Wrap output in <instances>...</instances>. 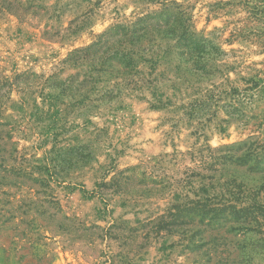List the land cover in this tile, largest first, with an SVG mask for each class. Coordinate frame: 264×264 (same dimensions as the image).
I'll list each match as a JSON object with an SVG mask.
<instances>
[{
	"label": "rangeland",
	"instance_id": "374dc122",
	"mask_svg": "<svg viewBox=\"0 0 264 264\" xmlns=\"http://www.w3.org/2000/svg\"><path fill=\"white\" fill-rule=\"evenodd\" d=\"M0 75V264H264V0H0Z\"/></svg>",
	"mask_w": 264,
	"mask_h": 264
},
{
	"label": "trees",
	"instance_id": "16d2710c",
	"mask_svg": "<svg viewBox=\"0 0 264 264\" xmlns=\"http://www.w3.org/2000/svg\"><path fill=\"white\" fill-rule=\"evenodd\" d=\"M143 21V20H141ZM138 24V23H136ZM120 27V26H118ZM144 29H141V30H138V31H135L131 34L127 33L125 35H123L124 38L126 37H130V42L128 44V47L125 46L124 47V50L126 53H123L122 56L123 57H127L128 54H134V53H138V52H145L146 50H148L146 47H143L139 44L140 40H141V33ZM134 35H137L136 36V39H134L135 37H133ZM170 35V34H169ZM168 34L166 35V37H171L169 36ZM182 40V36L178 37L177 38V42H180ZM100 43L99 42H95L93 45H91V51H96L98 52L100 50ZM89 50V49H87ZM123 50V51H124ZM85 50H81V49H75L69 56V58L67 60H65L64 62L67 63L69 61L72 60V57H75L77 56L78 54H80L81 52H83ZM108 54V53H107ZM106 56H114V55H118V52H112L111 54L107 55ZM135 55V54H134ZM135 56L138 57V55L136 54ZM130 59L128 60V63L126 64V66H130V65H133L134 64V61H133V58L132 57H129ZM124 59V58H123ZM152 63H155L156 61H151ZM14 81H10L9 78H6L2 75H0V105L3 103V100L6 98V96L11 92L10 91V88L14 85ZM119 91L118 90V87L115 86V87H112L110 88L109 90H107V93L106 94H103V98L105 99H111L114 95H115V92ZM8 121H5L4 123H0V127H2V129L8 127ZM13 129V128H12ZM0 154H3L2 152V146L5 145L7 146V149H5L4 151L6 153H8L9 151V147L11 148L12 146V134L8 131H5V132H1L0 130ZM80 149L84 148V147H79ZM87 157H89L88 153L87 154H81L80 155V158L82 160L86 159ZM14 160V159H13ZM114 180L115 178H111V180L109 181H103V182H100L98 185H97V190L92 194V195H96L98 196L99 198H102V199H106V195H108V193L112 192L113 190H108L106 187L108 186H111L113 183H114ZM237 213H246V211H240V212H237ZM255 216H253V214H250L249 216L246 215L243 217V214H241V216H235V215H231L229 217V222H235V223H238V224H242V223H250L252 221V219H254ZM231 219V220H230Z\"/></svg>",
	"mask_w": 264,
	"mask_h": 264
}]
</instances>
